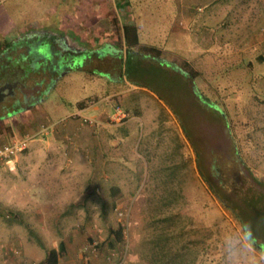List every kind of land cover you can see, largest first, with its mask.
Listing matches in <instances>:
<instances>
[{
    "label": "rangeland",
    "instance_id": "rangeland-1",
    "mask_svg": "<svg viewBox=\"0 0 264 264\" xmlns=\"http://www.w3.org/2000/svg\"><path fill=\"white\" fill-rule=\"evenodd\" d=\"M55 1L0 0V18H54L51 23L62 20L63 11L68 20L76 9L88 17L91 9L99 16L116 17L110 41L123 55L127 52L120 26L129 22L138 30L139 24L141 42L133 52L142 67L159 70L152 76L140 75L143 81H127L125 76L114 89L126 92L107 97L110 104L101 101V94L104 90L103 95L112 94L111 87L96 70L91 79L85 78L87 84L82 71L71 69L55 77L35 110L60 119L65 110L76 109L96 80L97 93L88 97L98 100L93 108L102 114L115 104L126 108L128 143L121 149V144L116 146V158L106 159L112 169L108 180L102 167L106 165L99 163L92 169L99 177L91 172L85 189L76 182L74 195H63L62 200L52 192L77 175L65 169L56 177L44 173L35 161L38 157L30 160V147L12 158L14 167L0 162V264H45L46 251L68 239L70 255H81L87 264L90 259L101 264H264V62L258 60L264 50V20L256 23L253 38L239 36L246 23L240 22L236 4L244 0H211L209 8L195 7L200 19L192 28L178 23L187 35H181L175 47L170 45V33L153 30L145 22L154 12L168 13L170 0H122L124 5L120 0H63L59 10L50 5ZM208 10L215 13L209 24L203 23L202 33L201 14ZM118 13L123 15L120 23ZM137 14L142 23H135ZM95 23L105 28L100 19ZM3 37L0 31V52L11 42ZM196 46L201 50H191ZM105 61L98 68L108 69ZM89 110L81 115L96 118L97 113ZM142 111L147 117L143 126L136 118ZM6 113L0 112V145L30 134L24 131L23 117ZM120 126L112 130L118 132ZM45 140H36L41 153ZM65 140H70L69 134ZM89 158L93 165L91 154ZM109 226L121 229V241L109 236ZM245 226L250 236L245 235ZM228 237L240 240V255L231 262L225 252Z\"/></svg>",
    "mask_w": 264,
    "mask_h": 264
},
{
    "label": "crops",
    "instance_id": "crops-1",
    "mask_svg": "<svg viewBox=\"0 0 264 264\" xmlns=\"http://www.w3.org/2000/svg\"><path fill=\"white\" fill-rule=\"evenodd\" d=\"M62 1L63 0H56L55 4L50 5L59 10ZM170 1L172 4L170 5L171 9H169L168 13L162 14L160 12H154L153 16L145 19V22L150 23L153 30L162 28V33H170V45L172 44L176 47L177 44L180 43L179 40L182 39L181 35H187V32H183L178 26V23L191 24L190 28H192V25L200 19L194 13L195 7L202 6V10L209 8L211 6L209 5L211 0ZM124 2L125 1L120 0L122 5H124ZM236 5L237 16L240 18V22L246 23L243 28H239L241 31L239 36L253 38V36H255L253 32L257 28L256 23L258 20H264V0H244ZM78 6H80V1ZM11 7L14 8L12 5ZM225 8L229 9V5L225 4ZM81 11L80 8L76 9L74 15L68 16V20L63 11L62 20L52 21L51 23H49V21L54 20V18L42 20L41 17H30L27 15L21 19H19V16L15 15L0 18V31L5 34V37L3 38L5 40H11L8 46L0 52V85L5 83L14 85L21 84L25 90H27L25 92H29V97L30 94L32 95L35 93L33 97L25 98L20 102V105L17 104L15 108L13 107V111L11 110L15 117L20 116L24 118L22 120V122L25 123L24 131L30 133L19 137H33L29 142L30 146L28 145V147H30V160L38 157L39 160L35 161L39 163L38 165L44 169V173L46 174L51 173L56 177L58 172L65 169L71 176H78L77 179L76 177L66 179L62 187L55 186L56 189L52 193L58 194L60 200L63 199V195H70V198L74 195L73 185L76 182H79L81 186L84 184L81 188L85 189L87 187L86 183L89 181L88 176L91 172H93V176L96 178L99 177L96 175L95 171H92L93 167L97 166L99 163L106 165L102 167H105V178L108 180L109 177H111L109 176V173L112 169L108 168L106 159L111 155L116 158L117 155H119L116 151V146L121 144V149L124 143H128L130 135V124H128L130 120L127 122L123 121L118 125L110 123L102 117V112L97 113L98 109L93 108L96 106L95 104L98 100L94 101L92 98L88 97L94 96L97 93L96 91L97 88H99V85L96 80L91 82V92L88 95H85L86 97L82 98L79 102L80 104H77L78 106L76 109L70 111L65 110L60 119H58L59 116H56L57 114H49L43 110L34 109L37 108V104L41 102L43 94L51 89V85H53V81L56 79L55 77L60 74L65 75L71 69L82 71V74H85V77L80 74L81 79H83V77L84 79H91L93 70L102 74L108 81L109 86H107V88L111 87L110 90L112 94L107 96L103 95L107 92V90L104 89L101 94V101L108 104H110V102L107 97L126 92L123 88L121 90L114 89L115 86L123 84L124 78L126 79L125 76L128 78L126 79L127 81L131 78L132 80L134 79L133 77L129 78V75L125 70L126 54L123 55L121 54L122 52L118 53V50H115L117 46L116 43L110 41V37H113V34L116 31L114 27L116 17L114 18V16L109 15L99 16V12L94 10L93 12L91 9H89L91 12L89 17L86 15L82 16ZM213 13H215V11L208 10L206 13L201 14L200 28L202 33L204 32L203 23L209 24L210 14ZM117 16L120 23L123 15L118 13ZM15 17L20 23L25 21L24 26L18 23ZM139 17L140 15L137 14L136 19L134 20L135 23L143 22ZM99 19L101 22H105L103 24L105 27L104 29H99L95 23L98 22ZM58 21H61L59 25H57ZM125 23L129 24V22ZM51 24H54V26ZM118 32L121 33L124 44L122 25ZM140 35L141 25L138 24V36L139 41L141 42ZM197 36L199 38L201 37V35ZM188 38L189 36H186L185 39L183 38L186 43L188 42ZM43 45L47 46L48 50L49 47L51 48L53 58L45 59L37 54L36 49ZM199 49L201 50V47L196 46L191 50L197 51ZM73 54L76 55L72 56ZM261 55L262 56H258V60L264 62V50ZM73 61L74 63L72 64ZM81 61L83 62L81 66H75ZM100 61H105V63L108 64V69L103 70L98 68V65L101 63ZM86 79L84 80V84H87ZM134 80L141 81V79ZM155 86L159 87L160 85L156 84ZM19 97L21 99V94ZM88 108H90L89 111L92 110V115L97 113L96 118L98 119V122L95 125L83 124L79 117L76 116L78 114L81 115L82 112ZM143 114L144 112L142 111L141 115L136 118L141 121L142 119L145 120L147 117L142 116ZM141 124L143 126V121ZM144 124L147 125V122ZM119 125H123L120 126L121 128L118 132L125 134L124 137H118L119 133L112 130L113 127ZM42 128L44 129L41 132ZM144 129L146 130L147 128ZM16 130L20 131V129L17 128ZM66 134H69L70 136L69 141L65 140ZM39 137L46 138L43 147L40 148L42 153L39 152V147L36 145V140H38ZM89 154L94 158L93 165L91 164L92 159L89 158ZM100 158L102 159V162H100ZM9 163L13 164V167L15 166V161L11 160ZM33 163L34 161L29 163L31 169L35 167ZM18 165L21 166L19 163ZM43 178L47 179V181L52 180L50 176ZM51 207L53 206L51 205ZM68 241L70 242V239H68ZM68 241L60 240V242H63L64 250L67 253L65 256L58 257L57 264H87L86 260H81V255H78L77 258H73L70 255ZM59 243L53 245L51 248L57 250ZM88 264L101 263L97 260L90 259Z\"/></svg>",
    "mask_w": 264,
    "mask_h": 264
},
{
    "label": "trees",
    "instance_id": "trees-1",
    "mask_svg": "<svg viewBox=\"0 0 264 264\" xmlns=\"http://www.w3.org/2000/svg\"><path fill=\"white\" fill-rule=\"evenodd\" d=\"M122 32H123V37L127 52L125 59L126 73L129 75V78L133 77L134 79H141V81H143L144 78H142L140 75H147V77L152 76L156 72V70L159 69L154 66H150L149 69L142 67V64L139 62L138 55L133 52V48L137 47L139 44V36L136 26L133 24H124L122 25ZM149 50L153 52H158V50H156L155 48H149ZM188 90L189 89L186 86V91L188 94H190V91ZM246 192L253 194L252 192L249 191V189H247ZM256 193L258 194V192ZM108 231L110 237L112 235H115L116 240L121 241L122 232L120 228H118V230H114L112 227L109 226ZM36 239L40 245L43 244L41 239L37 235H36ZM63 252H64V245L63 242H60L57 250H55L54 248H49V250L46 251L44 262L47 264H57L58 257Z\"/></svg>",
    "mask_w": 264,
    "mask_h": 264
},
{
    "label": "built area",
    "instance_id": "built-area-1",
    "mask_svg": "<svg viewBox=\"0 0 264 264\" xmlns=\"http://www.w3.org/2000/svg\"><path fill=\"white\" fill-rule=\"evenodd\" d=\"M113 110L111 112L104 111L102 114V117L110 123L119 124L128 117L127 111L122 107L120 104H115L113 107ZM79 117L81 122L83 124L88 125H95L98 122L97 118L93 117H85L81 115H76ZM44 128L41 129V132ZM32 136H23L20 138H16L11 140L10 142L4 143L0 145V162L8 163L14 158L17 154L21 153L23 150H25L30 140L32 139Z\"/></svg>",
    "mask_w": 264,
    "mask_h": 264
},
{
    "label": "flooded vegetation",
    "instance_id": "flooded-vegetation-1",
    "mask_svg": "<svg viewBox=\"0 0 264 264\" xmlns=\"http://www.w3.org/2000/svg\"><path fill=\"white\" fill-rule=\"evenodd\" d=\"M52 57V56H51ZM51 57H43L45 59H51ZM11 85V88L9 87ZM1 91L2 93H4V97L3 99L0 101V112H7L6 114H10L9 112H12L13 107L15 108V106L18 104L20 105L25 98H31L35 95V93H33L32 95H29V92H25L27 90H25V88L21 85V84H10V83H5L0 85V88H2ZM20 94H21V99H20ZM10 109L12 111H10Z\"/></svg>",
    "mask_w": 264,
    "mask_h": 264
},
{
    "label": "clouds",
    "instance_id": "clouds-1",
    "mask_svg": "<svg viewBox=\"0 0 264 264\" xmlns=\"http://www.w3.org/2000/svg\"><path fill=\"white\" fill-rule=\"evenodd\" d=\"M245 235L250 236L247 226H245ZM239 245H240V240L237 239L236 237L226 238L225 252L227 253L230 262L236 260L239 257L241 252Z\"/></svg>",
    "mask_w": 264,
    "mask_h": 264
},
{
    "label": "water",
    "instance_id": "water-1",
    "mask_svg": "<svg viewBox=\"0 0 264 264\" xmlns=\"http://www.w3.org/2000/svg\"><path fill=\"white\" fill-rule=\"evenodd\" d=\"M36 52H37V54L38 55H40L41 57H50V53H49V50H48V48H47V46H40V47H38L37 49H36ZM74 63V61L72 62V64ZM10 87V86H9ZM1 89H3V87L2 88H0V101L3 99V97H4V93H2V91H1Z\"/></svg>",
    "mask_w": 264,
    "mask_h": 264
}]
</instances>
